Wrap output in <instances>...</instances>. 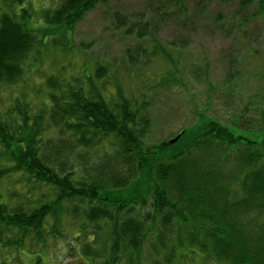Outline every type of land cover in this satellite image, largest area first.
Here are the masks:
<instances>
[{
  "label": "trees",
  "instance_id": "obj_1",
  "mask_svg": "<svg viewBox=\"0 0 264 264\" xmlns=\"http://www.w3.org/2000/svg\"><path fill=\"white\" fill-rule=\"evenodd\" d=\"M108 2L58 0L33 25L28 0H0V264H44L62 241L88 264H264L263 128L203 117L149 145L148 96L99 61L44 76L36 99L16 90Z\"/></svg>",
  "mask_w": 264,
  "mask_h": 264
},
{
  "label": "rangeland",
  "instance_id": "obj_2",
  "mask_svg": "<svg viewBox=\"0 0 264 264\" xmlns=\"http://www.w3.org/2000/svg\"><path fill=\"white\" fill-rule=\"evenodd\" d=\"M57 3L28 0L33 25ZM153 41L169 60L151 55ZM70 45L33 57L16 90L36 99L44 76L99 61L121 73L129 96H148L149 145L171 142L203 117L241 135L264 129V11L256 1L109 0L75 28ZM68 250L62 241L44 264H88L68 260Z\"/></svg>",
  "mask_w": 264,
  "mask_h": 264
},
{
  "label": "water",
  "instance_id": "obj_3",
  "mask_svg": "<svg viewBox=\"0 0 264 264\" xmlns=\"http://www.w3.org/2000/svg\"><path fill=\"white\" fill-rule=\"evenodd\" d=\"M177 139H178V137L172 139L171 142L173 143V142H175Z\"/></svg>",
  "mask_w": 264,
  "mask_h": 264
}]
</instances>
